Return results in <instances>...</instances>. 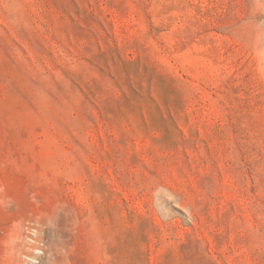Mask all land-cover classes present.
Segmentation results:
<instances>
[{"label":"rangeland","instance_id":"obj_1","mask_svg":"<svg viewBox=\"0 0 264 264\" xmlns=\"http://www.w3.org/2000/svg\"><path fill=\"white\" fill-rule=\"evenodd\" d=\"M0 264H264V0H0Z\"/></svg>","mask_w":264,"mask_h":264}]
</instances>
